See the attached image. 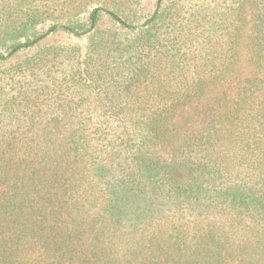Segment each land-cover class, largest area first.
<instances>
[{
    "label": "trees",
    "instance_id": "1",
    "mask_svg": "<svg viewBox=\"0 0 264 264\" xmlns=\"http://www.w3.org/2000/svg\"><path fill=\"white\" fill-rule=\"evenodd\" d=\"M143 2L0 0V264H264V0Z\"/></svg>",
    "mask_w": 264,
    "mask_h": 264
},
{
    "label": "rangeland",
    "instance_id": "2",
    "mask_svg": "<svg viewBox=\"0 0 264 264\" xmlns=\"http://www.w3.org/2000/svg\"><path fill=\"white\" fill-rule=\"evenodd\" d=\"M154 0H144L142 10L143 12H147L152 8V3ZM141 10V11H142ZM45 43H53V44H77L79 46H83L86 43L85 38H75L72 36L64 35V34H58L54 36H50Z\"/></svg>",
    "mask_w": 264,
    "mask_h": 264
}]
</instances>
